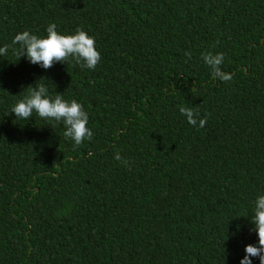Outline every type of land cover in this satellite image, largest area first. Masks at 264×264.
Returning a JSON list of instances; mask_svg holds the SVG:
<instances>
[{
	"label": "trees",
	"instance_id": "obj_1",
	"mask_svg": "<svg viewBox=\"0 0 264 264\" xmlns=\"http://www.w3.org/2000/svg\"><path fill=\"white\" fill-rule=\"evenodd\" d=\"M53 23L95 38V71L18 59L14 37ZM4 45L0 264H240L258 245L264 0H0ZM208 52L231 81L213 78ZM38 81L83 105L91 141L74 148L62 124L10 113Z\"/></svg>",
	"mask_w": 264,
	"mask_h": 264
},
{
	"label": "clouds",
	"instance_id": "obj_2",
	"mask_svg": "<svg viewBox=\"0 0 264 264\" xmlns=\"http://www.w3.org/2000/svg\"><path fill=\"white\" fill-rule=\"evenodd\" d=\"M46 33L43 38L29 31L18 33L12 44L19 47L14 48L13 53L19 60L26 58L30 64L39 65L45 70L52 68L56 63L66 65L74 63L84 69L96 70L102 57L96 49L95 38L86 31L78 28L74 35L65 36L58 33L53 23L47 27ZM9 47V45L0 47V56L7 55ZM185 55L191 57L190 52H186ZM201 58L211 69L214 79L218 78L225 83L231 81L232 75L222 71L223 53L208 52L202 54ZM179 110L189 124L197 126L199 112L195 107L180 106ZM10 113H14L18 120H29L35 114L46 122L62 124L63 136L74 142V148L93 138V132L87 126L89 116L83 105L75 99L65 100L62 94L50 95L47 86L39 81L35 87L27 88V95L11 108ZM205 124L206 118L199 119V127H204ZM114 158L118 161L122 160L119 153H116ZM122 162L127 166L126 160ZM251 223L258 237V245L245 246V256L240 264H252L253 258L259 259L260 264H264V195L258 196L254 202Z\"/></svg>",
	"mask_w": 264,
	"mask_h": 264
}]
</instances>
